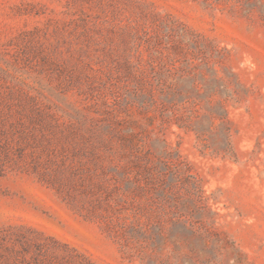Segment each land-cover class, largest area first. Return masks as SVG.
<instances>
[{
  "label": "rangeland",
  "instance_id": "obj_1",
  "mask_svg": "<svg viewBox=\"0 0 264 264\" xmlns=\"http://www.w3.org/2000/svg\"><path fill=\"white\" fill-rule=\"evenodd\" d=\"M0 264H264V0H0Z\"/></svg>",
  "mask_w": 264,
  "mask_h": 264
}]
</instances>
